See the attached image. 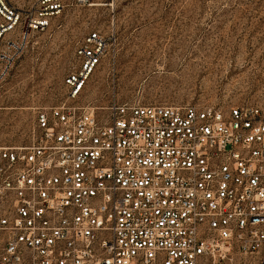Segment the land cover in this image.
<instances>
[{
    "label": "built area",
    "instance_id": "1",
    "mask_svg": "<svg viewBox=\"0 0 264 264\" xmlns=\"http://www.w3.org/2000/svg\"><path fill=\"white\" fill-rule=\"evenodd\" d=\"M64 6L0 0V83ZM105 47L87 34L65 101L0 143V264H264V105L102 113L79 99Z\"/></svg>",
    "mask_w": 264,
    "mask_h": 264
},
{
    "label": "rangeland",
    "instance_id": "2",
    "mask_svg": "<svg viewBox=\"0 0 264 264\" xmlns=\"http://www.w3.org/2000/svg\"><path fill=\"white\" fill-rule=\"evenodd\" d=\"M91 32L106 47L81 105H264V0H65L0 83V143L28 145L37 110L65 101Z\"/></svg>",
    "mask_w": 264,
    "mask_h": 264
}]
</instances>
